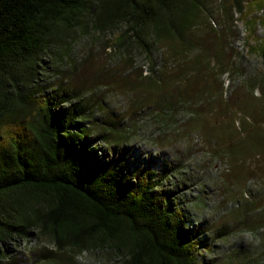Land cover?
Segmentation results:
<instances>
[{"label":"rangeland","instance_id":"obj_1","mask_svg":"<svg viewBox=\"0 0 264 264\" xmlns=\"http://www.w3.org/2000/svg\"><path fill=\"white\" fill-rule=\"evenodd\" d=\"M245 1L201 0L185 41L154 42L151 71L129 33L117 39L125 25L98 28L87 18L60 31L39 66L38 88L89 132L80 138L89 159L122 162L121 182L154 172V195L196 235L197 264H264V9ZM157 109L173 125L157 123ZM103 120L127 136L91 128ZM2 248L0 264H121L107 248L55 251L35 231Z\"/></svg>","mask_w":264,"mask_h":264},{"label":"trees","instance_id":"obj_2","mask_svg":"<svg viewBox=\"0 0 264 264\" xmlns=\"http://www.w3.org/2000/svg\"><path fill=\"white\" fill-rule=\"evenodd\" d=\"M245 3L264 9V0ZM203 7L201 0H0V245L35 231L55 251L107 248L121 264H197L196 235L154 195V172L131 184L119 180L122 162L94 163L80 141L89 132L72 126L79 116L60 111L62 101L53 103L36 84L60 31H73L84 18L98 28L125 25L117 39L129 33L151 71L154 42L174 35L185 41ZM260 45L264 59V40ZM151 115L173 125L165 111ZM91 128L113 140L127 136L111 120Z\"/></svg>","mask_w":264,"mask_h":264},{"label":"bare ground","instance_id":"obj_3","mask_svg":"<svg viewBox=\"0 0 264 264\" xmlns=\"http://www.w3.org/2000/svg\"><path fill=\"white\" fill-rule=\"evenodd\" d=\"M152 159L154 158V156L151 157Z\"/></svg>","mask_w":264,"mask_h":264},{"label":"water","instance_id":"obj_4","mask_svg":"<svg viewBox=\"0 0 264 264\" xmlns=\"http://www.w3.org/2000/svg\"><path fill=\"white\" fill-rule=\"evenodd\" d=\"M263 13H264V11H263Z\"/></svg>","mask_w":264,"mask_h":264}]
</instances>
